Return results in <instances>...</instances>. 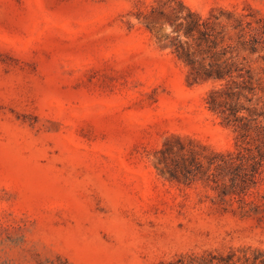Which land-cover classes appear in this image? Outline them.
Wrapping results in <instances>:
<instances>
[{"label":"rangeland","instance_id":"obj_1","mask_svg":"<svg viewBox=\"0 0 264 264\" xmlns=\"http://www.w3.org/2000/svg\"><path fill=\"white\" fill-rule=\"evenodd\" d=\"M188 10L223 31L225 57L186 33ZM241 23L257 52L239 47ZM176 44L197 67L240 53L256 90L239 103L264 112V0H0V264L264 250V206L243 214L211 186L160 173L167 148L237 149L207 105L222 83L190 85ZM262 178L248 202L264 203Z\"/></svg>","mask_w":264,"mask_h":264},{"label":"trees","instance_id":"obj_2","mask_svg":"<svg viewBox=\"0 0 264 264\" xmlns=\"http://www.w3.org/2000/svg\"><path fill=\"white\" fill-rule=\"evenodd\" d=\"M186 33H196L198 39L210 43L215 49L221 48V56L228 53L224 47L225 34L223 31L214 33L209 22L188 10ZM239 30V47L243 51L257 52L259 42L252 38L248 43V32L243 24L237 26ZM230 48V47H228ZM176 53L190 67L188 83L195 85L206 81L221 82V87L213 89L208 98V108L220 115L222 124L233 128L237 134V149L234 152L220 153L203 148L209 155L198 157L190 152L189 156H180L175 159L173 148L161 151L158 159L160 173L171 182L192 185L198 182L211 186L220 197H230L232 203H238V209L248 214V207L254 210L264 206L247 197L257 196L258 185L263 182L264 174V112L251 110L248 106L239 103L241 98L255 92L252 77L248 70L239 63L240 53L227 58L223 64H213L207 67L196 66V62L185 52L183 45H175ZM247 101L251 102L252 99ZM180 145V144H179ZM183 147L179 146V151ZM264 199V194L260 195ZM181 264H264V250L253 247L231 249L228 254L206 252L202 255H186Z\"/></svg>","mask_w":264,"mask_h":264}]
</instances>
